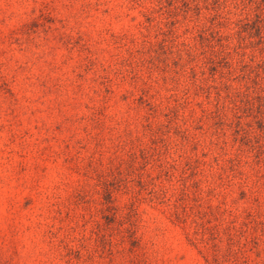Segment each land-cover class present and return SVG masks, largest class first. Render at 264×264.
Segmentation results:
<instances>
[{"label":"rangeland","instance_id":"1","mask_svg":"<svg viewBox=\"0 0 264 264\" xmlns=\"http://www.w3.org/2000/svg\"><path fill=\"white\" fill-rule=\"evenodd\" d=\"M0 264H264V0H0Z\"/></svg>","mask_w":264,"mask_h":264}]
</instances>
